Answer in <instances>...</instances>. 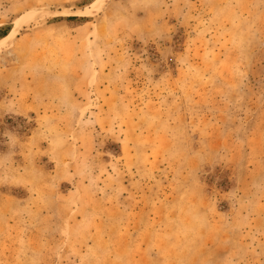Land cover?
I'll list each match as a JSON object with an SVG mask.
<instances>
[{
  "label": "rangeland",
  "instance_id": "obj_1",
  "mask_svg": "<svg viewBox=\"0 0 264 264\" xmlns=\"http://www.w3.org/2000/svg\"><path fill=\"white\" fill-rule=\"evenodd\" d=\"M3 30L0 264H264V0H0Z\"/></svg>",
  "mask_w": 264,
  "mask_h": 264
},
{
  "label": "bare ground",
  "instance_id": "obj_2",
  "mask_svg": "<svg viewBox=\"0 0 264 264\" xmlns=\"http://www.w3.org/2000/svg\"><path fill=\"white\" fill-rule=\"evenodd\" d=\"M12 34L13 32L9 31L6 35L0 37V52L6 47Z\"/></svg>",
  "mask_w": 264,
  "mask_h": 264
},
{
  "label": "trees",
  "instance_id": "obj_3",
  "mask_svg": "<svg viewBox=\"0 0 264 264\" xmlns=\"http://www.w3.org/2000/svg\"><path fill=\"white\" fill-rule=\"evenodd\" d=\"M6 33H7V30H3L2 36L5 35Z\"/></svg>",
  "mask_w": 264,
  "mask_h": 264
}]
</instances>
